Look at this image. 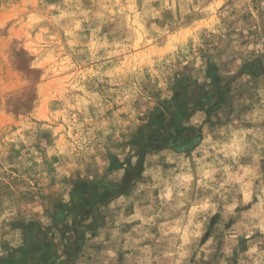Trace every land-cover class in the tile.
I'll list each match as a JSON object with an SVG mask.
<instances>
[{"label":"rangeland","instance_id":"1","mask_svg":"<svg viewBox=\"0 0 264 264\" xmlns=\"http://www.w3.org/2000/svg\"><path fill=\"white\" fill-rule=\"evenodd\" d=\"M0 264H264V0H0Z\"/></svg>","mask_w":264,"mask_h":264}]
</instances>
